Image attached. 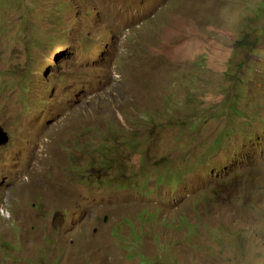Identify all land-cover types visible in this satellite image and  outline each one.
<instances>
[{
    "label": "rangeland",
    "instance_id": "rangeland-1",
    "mask_svg": "<svg viewBox=\"0 0 264 264\" xmlns=\"http://www.w3.org/2000/svg\"><path fill=\"white\" fill-rule=\"evenodd\" d=\"M0 128V264H219L264 173V0H0Z\"/></svg>",
    "mask_w": 264,
    "mask_h": 264
},
{
    "label": "clouds",
    "instance_id": "clouds-1",
    "mask_svg": "<svg viewBox=\"0 0 264 264\" xmlns=\"http://www.w3.org/2000/svg\"><path fill=\"white\" fill-rule=\"evenodd\" d=\"M244 15L241 10H233L227 23L236 27ZM123 164L119 162L117 167ZM130 176L133 181L131 171ZM227 219L233 232L217 249L219 264H264V173L241 187L227 209Z\"/></svg>",
    "mask_w": 264,
    "mask_h": 264
},
{
    "label": "trees",
    "instance_id": "trees-1",
    "mask_svg": "<svg viewBox=\"0 0 264 264\" xmlns=\"http://www.w3.org/2000/svg\"><path fill=\"white\" fill-rule=\"evenodd\" d=\"M246 41H247L246 43H248V39ZM239 43L242 44L241 39L239 40ZM113 135H114V133L112 132L111 137ZM107 146H108L107 145V141H105L103 144H101L99 146V149L102 150V149L106 148ZM108 150L109 149L106 148V151H108ZM90 160L92 161L93 167H96L97 165H102L105 168H109V166L111 165V163L107 159H102L101 161H99V160H94L93 161V157H92V158H90ZM88 162H90V161H88ZM119 162H122L121 159L116 160L114 162V166L117 167V165H118ZM95 169H99V168H95ZM119 170L121 171L120 177H121V179L122 178L123 179L121 180L120 183H117L116 185L118 187L127 188L130 184L133 183V181H131L132 178L130 176V169L123 164L121 167L119 166ZM127 173H129L128 176H126Z\"/></svg>",
    "mask_w": 264,
    "mask_h": 264
},
{
    "label": "bare ground",
    "instance_id": "bare-ground-1",
    "mask_svg": "<svg viewBox=\"0 0 264 264\" xmlns=\"http://www.w3.org/2000/svg\"><path fill=\"white\" fill-rule=\"evenodd\" d=\"M234 89H236V88H234ZM255 113H256V112H255ZM255 113H254V114H255ZM254 114H253V115H254ZM244 118H245V117H244ZM246 118H247V117H246ZM6 133H7V132H6ZM6 133H5V134H6ZM113 144H114V143H113ZM2 147H3V146H2ZM96 149L100 151V149H98V148H96ZM107 149H108V148H107ZM95 151H96V150H95ZM102 151H103V150H102ZM105 151H106V149H105L104 152H102V153H105ZM93 152H94V151H93ZM95 153H96V152H95ZM106 155L108 156V154H106ZM99 156H100V155H99ZM110 156H111V155H110ZM104 157H105V155H104ZM104 159H106V158H104ZM111 161H112V160H111ZM114 162H115V161H114ZM110 163H111V162H110ZM112 163H113V162H112ZM120 167H121V166H120ZM118 168H119V167H118ZM112 171H113V170H112ZM115 171H116V173H117V170H115ZM114 175H116V174L114 173ZM95 177H96V176H95ZM104 180H105V179H104Z\"/></svg>",
    "mask_w": 264,
    "mask_h": 264
},
{
    "label": "water",
    "instance_id": "water-1",
    "mask_svg": "<svg viewBox=\"0 0 264 264\" xmlns=\"http://www.w3.org/2000/svg\"><path fill=\"white\" fill-rule=\"evenodd\" d=\"M0 130H1V128H0ZM6 142H7V139H5L4 143H6ZM4 143H3L2 138H1L0 145H3Z\"/></svg>",
    "mask_w": 264,
    "mask_h": 264
}]
</instances>
